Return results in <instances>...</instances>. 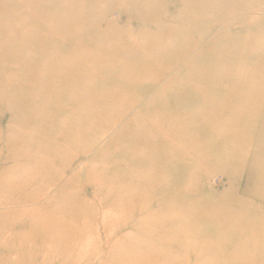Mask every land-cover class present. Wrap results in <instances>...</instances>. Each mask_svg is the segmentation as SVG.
I'll return each mask as SVG.
<instances>
[{
	"label": "rangeland",
	"instance_id": "obj_1",
	"mask_svg": "<svg viewBox=\"0 0 264 264\" xmlns=\"http://www.w3.org/2000/svg\"><path fill=\"white\" fill-rule=\"evenodd\" d=\"M0 264H264V0H0Z\"/></svg>",
	"mask_w": 264,
	"mask_h": 264
},
{
	"label": "bare ground",
	"instance_id": "obj_2",
	"mask_svg": "<svg viewBox=\"0 0 264 264\" xmlns=\"http://www.w3.org/2000/svg\"><path fill=\"white\" fill-rule=\"evenodd\" d=\"M207 7H205V9H206Z\"/></svg>",
	"mask_w": 264,
	"mask_h": 264
}]
</instances>
